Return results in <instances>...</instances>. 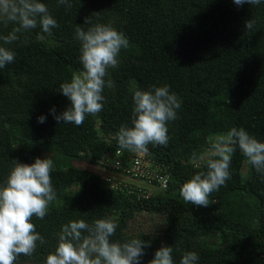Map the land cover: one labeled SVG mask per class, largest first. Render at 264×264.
<instances>
[{
  "label": "trees",
  "instance_id": "trees-1",
  "mask_svg": "<svg viewBox=\"0 0 264 264\" xmlns=\"http://www.w3.org/2000/svg\"><path fill=\"white\" fill-rule=\"evenodd\" d=\"M41 2L58 27L43 40L38 27L5 45L16 55L0 68V182L17 161L34 163L49 151L57 193L44 219L33 217L46 243L17 262L45 264L62 225L72 220L111 217L118 225L112 240L151 242L140 264H149L161 246L173 248L174 264L187 251L198 254L197 264H264V177L238 147L231 178L211 193L207 207L186 203L180 194L184 182L206 171V161L192 158L209 135L243 127L264 142V0L242 6L234 0H70V9L57 0ZM248 20L255 21L250 30ZM97 23L111 24L129 40L106 77L113 87L104 89L103 110L82 125L58 124L51 109L59 114L70 105L59 86L82 69L75 29ZM13 26L0 23V35ZM163 85L182 102L177 119L168 122V144H150L147 152L121 149L117 133L131 126L134 92ZM41 115L44 123H38ZM115 148L123 160L129 153L146 158L167 177V186L138 196L140 184L130 192L113 189L100 173L74 164L98 165ZM140 211L162 213L165 225L157 233L127 232ZM205 237L212 238L209 246Z\"/></svg>",
  "mask_w": 264,
  "mask_h": 264
},
{
  "label": "clouds",
  "instance_id": "clouds-1",
  "mask_svg": "<svg viewBox=\"0 0 264 264\" xmlns=\"http://www.w3.org/2000/svg\"><path fill=\"white\" fill-rule=\"evenodd\" d=\"M59 5L71 8L70 0H57ZM237 6L245 3L259 5L261 0H234ZM0 23L14 25L7 35H0V68L15 59V52L6 47L30 30L41 29L51 35L58 27L47 5L41 0H0ZM85 23H88L85 21ZM255 21H246V29H252ZM75 39L80 42L82 70L74 73L70 81L60 84L58 91L70 101V105L57 114L51 112L57 123L83 124L86 116L103 110L105 87L113 82L106 80L109 69L118 67L122 49L129 40L111 24L97 23L88 28L77 27ZM131 126L122 125L117 133L121 149L147 152L148 146H166L169 142L168 122L177 119L181 100L168 85L154 90H136L133 94ZM46 117H38L44 123ZM210 152L201 159L206 161V171H199L183 183L180 194L186 203L207 207L209 197L231 178L230 165L237 147L255 171L264 177V142L250 135L243 127H232L226 133L209 138ZM116 149V148H115ZM54 161L37 157L34 163L17 161L7 179L0 182V264H16L21 255L31 256L38 242L46 243L36 231L33 217L44 219L57 193L52 184ZM118 225L111 217L97 218L92 223L85 219L72 220L57 234L55 250L48 254L45 264H140L150 241L133 238L121 242L112 240ZM195 251L184 252L179 264H197ZM149 264H174L173 248L161 246Z\"/></svg>",
  "mask_w": 264,
  "mask_h": 264
},
{
  "label": "built area",
  "instance_id": "built-area-1",
  "mask_svg": "<svg viewBox=\"0 0 264 264\" xmlns=\"http://www.w3.org/2000/svg\"><path fill=\"white\" fill-rule=\"evenodd\" d=\"M123 160L124 154L121 149L116 148L111 158L100 159L98 165L104 164L114 174H105L103 179L108 186L113 189H125L133 191L137 181L142 180L152 188L139 186L138 196L149 197L157 188L164 189L167 186V177L161 174L158 167H153L152 163L143 156L132 155ZM138 184V183H137Z\"/></svg>",
  "mask_w": 264,
  "mask_h": 264
},
{
  "label": "rangeland",
  "instance_id": "rangeland-1",
  "mask_svg": "<svg viewBox=\"0 0 264 264\" xmlns=\"http://www.w3.org/2000/svg\"><path fill=\"white\" fill-rule=\"evenodd\" d=\"M222 133L211 134L208 136L207 143L204 145V147H202V149L198 153V155L195 156L194 158H192L194 163L199 164V163L205 161V160H202L201 157L206 156L210 152L209 138L214 137L217 134H222ZM224 133H226V132H224ZM51 156H52V152L43 151L41 158H46V157L51 158ZM74 164L81 166V167H85V168H91L94 171L100 173L102 176L105 174H110V175L114 174L104 164H102V165H91L89 163H86L84 161H79V160H75ZM246 170H247V165H246V162H244L242 165V171L245 172ZM137 183L140 184L141 186H144L147 188H152V186L148 185L147 183H145L142 180L137 181ZM75 188H76V185H73L71 187V190H74ZM164 225H165V223L163 222V214L162 213H147L145 211H140V212H137L136 215L129 220V223H128L126 230H127V232H133V233H136L140 230L149 231L151 233H157V230H160L161 228H163ZM213 238H214V236H213ZM203 241L207 246H209L211 241H212V238L205 237L203 239ZM16 264H33V263L27 261V262H16Z\"/></svg>",
  "mask_w": 264,
  "mask_h": 264
}]
</instances>
